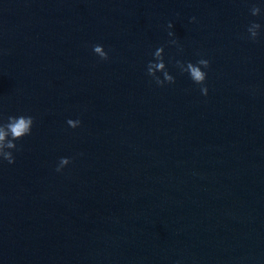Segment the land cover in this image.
Masks as SVG:
<instances>
[{"label":"water","instance_id":"1","mask_svg":"<svg viewBox=\"0 0 264 264\" xmlns=\"http://www.w3.org/2000/svg\"><path fill=\"white\" fill-rule=\"evenodd\" d=\"M253 4L0 0V117L35 118L0 163V264H264ZM160 46L176 79L163 87L147 75ZM201 58L207 96L176 67Z\"/></svg>","mask_w":264,"mask_h":264},{"label":"clouds","instance_id":"2","mask_svg":"<svg viewBox=\"0 0 264 264\" xmlns=\"http://www.w3.org/2000/svg\"><path fill=\"white\" fill-rule=\"evenodd\" d=\"M264 12V6L259 4H253L250 8V14L255 17H259ZM192 21L195 22L196 18L192 17ZM173 24L169 23L168 28L172 29ZM262 30H264V25L257 23L255 21L251 22L247 27L246 39L252 42H258ZM169 36H175L174 32H169ZM169 44L179 47L182 52L183 47L179 45L177 39H172ZM93 51L96 55L100 57L101 60L107 61L110 59L109 53L105 50L103 45L96 44L93 45ZM164 46L158 47L153 53L154 59L148 63L147 75L150 76L153 81L160 87L165 86V84H174L176 79L168 71L167 64L165 62L164 56ZM176 67L180 69L182 73H187L190 79L196 85L200 86V91L203 95L207 96L209 89L206 85L207 72L204 69H209L211 67V62L208 59L201 58L192 63L191 61L186 64L183 61H176ZM157 73H162L163 78L157 75ZM82 121L69 119L67 124L73 129L78 128ZM35 124V118L31 115H19L7 116L6 121L3 117H0V163L7 162L8 164H15L16 157L15 152L21 150V145L17 144V141L23 140L26 136L32 134V129ZM71 159L67 157L60 158L59 164L56 168L57 172H62L63 169L71 163Z\"/></svg>","mask_w":264,"mask_h":264}]
</instances>
